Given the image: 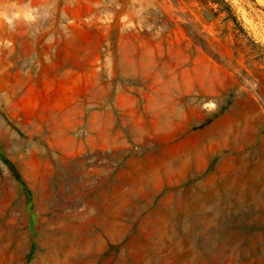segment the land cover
Segmentation results:
<instances>
[{"label": "rangeland", "instance_id": "1", "mask_svg": "<svg viewBox=\"0 0 264 264\" xmlns=\"http://www.w3.org/2000/svg\"><path fill=\"white\" fill-rule=\"evenodd\" d=\"M120 1L115 0L114 14H102L95 0L91 13L80 10L78 53L84 60L59 62L50 61L58 53H34L25 45L26 34L18 37L17 20H27L23 3L17 13L16 0H0V211L9 195L10 187L3 186L7 178L21 201L24 225L19 230L28 237L20 259L0 238V264H65L47 250L62 252L91 233L103 235L102 252L91 263L73 264H147L141 249L147 241L136 227L120 236V225L109 223L106 233L100 221H83L87 203L69 208L58 196L59 201L48 202V212L38 209L37 193L43 198L53 187L59 189L61 178L70 173L65 163L73 161V182L65 187L90 188L93 195L107 191L109 222L117 212L114 203L132 187L129 177L141 178L145 189L157 191L149 203L127 202V212L134 204H146L140 218L181 188L186 193L191 186L195 200L204 196V229L197 224L191 230L177 221L174 239L148 245L155 264H264V215L259 222L250 214L239 219L237 187L224 182L234 166L223 158L232 153L221 136L235 106L236 113L247 112L254 124L249 149L264 146V0H227L231 15L208 0ZM41 17L35 15V26L41 27ZM96 55L103 60L95 61ZM68 67L112 74L56 75ZM213 126L215 134L196 141L198 133ZM7 138L14 141L15 156L3 146ZM188 155L196 175L181 181L180 170H168ZM251 160L250 154V167ZM262 178L264 196V169ZM211 189L229 196L220 214L209 199ZM68 213L80 219L74 229L63 221ZM21 218L8 215L5 221L13 224ZM215 235L221 239L217 248L212 245Z\"/></svg>", "mask_w": 264, "mask_h": 264}, {"label": "bare ground", "instance_id": "2", "mask_svg": "<svg viewBox=\"0 0 264 264\" xmlns=\"http://www.w3.org/2000/svg\"><path fill=\"white\" fill-rule=\"evenodd\" d=\"M235 108L236 107L233 106L230 109V113H233L234 117L231 121H227L228 123L225 125L224 130L221 132L222 138L225 142H228L226 143V145L229 146L228 149L232 153L229 155H224L223 159L229 160L234 166L233 173L224 175V182H234L233 184L237 187L238 211L236 212L239 213V219L242 220V216L250 214L249 217H251L253 221L259 222L263 221L262 216L264 215V196L262 195L263 192L261 190L263 183L262 170L264 169V146L262 147L263 149L261 147L255 150L249 149L254 140V124H252V121H249V116L247 112L240 111L236 113ZM214 127L216 126L210 127L198 133L196 135V141L198 140V142L202 143L206 138V135H209L211 137L213 134H215L216 131H214ZM1 131H3V129H1ZM11 140V138H7L6 141L3 142V146L5 149H8L9 152H12L15 156L16 153L14 154L12 149V144L14 141ZM18 150H20V148H18ZM250 154L253 155V160H251L253 162L252 167H250L249 161ZM233 155L234 157H231ZM183 157L180 158L177 166H171L168 171L178 172L176 170H180V180L189 181L193 173H195L196 171L193 169L191 156L188 155L184 158ZM73 162L65 163V167L67 168V170L69 169L68 171H70V173L67 174L68 171L66 172V174L68 175L66 179L61 178V185L59 183V189L54 190L53 187V189L49 191L48 194L43 198H39L41 194L37 193V207L39 210H42L43 212H48V202L51 200L55 202L58 199H56L55 197L58 196L62 198L67 203V205H69V208L70 205H74L75 203H78L80 201L87 203L88 208H85L83 214L85 220L83 221L86 223V225L95 221H100V223L105 227L104 231L106 233H108V227H111L110 224L120 225V236L125 235L129 229L136 227V230L141 234L142 238L147 241L144 247L141 248L146 253L145 255H147L148 257V260H146L147 264H155L157 261L156 257L150 256L148 252V245L152 243L164 245L166 241H163L162 239H174L173 235L177 227V221L188 223L189 229L191 230L195 229V226L197 224H199L201 228L204 229V225L206 223V215L201 211V207H204V205H200L203 201L204 196L198 197V199L195 200V195H193V190L191 186L188 188L186 187V193H184L183 188H181L180 190H176L168 193V195H165L162 201L159 202L157 209L151 210L145 218H140V216L143 214V212L146 211V204L145 206L140 204H134L133 211L127 212L125 207L128 201L133 202V199H144L147 200L146 203H149L152 199H154V196L157 194V191L153 187L150 189L144 188L143 179L131 177L127 178L126 181L131 182L132 187L128 189L126 193H122V195H120L121 199L118 201L116 200V202L114 203V206L117 207V212L112 215V218H114L113 221L111 220L109 222V218L111 217V209L109 207H104V203L107 202L109 197L107 191L105 193H102V191H100L99 193H96V195H93L94 191L90 188H85L82 191H78V188L75 187L74 189L71 187L74 178L73 169H75L74 166L76 165ZM183 169H185V171H183ZM215 179L216 175L211 177L212 181H215ZM138 180H140L141 182L140 185H133L134 182ZM8 182V179L5 178L3 186L10 187V189L8 191L9 195L6 198V204L3 203L6 205V207L5 209L3 208V211H0V238L5 237L4 239H6V241L9 243L8 247L10 248V251L12 253H17V257L20 259L22 257V253L28 248V237L24 236L23 231L19 230L24 225V218H21L23 214L20 211L21 201L14 196L15 191L13 189V185ZM148 182L149 180H147L146 184L149 185ZM67 183H71L68 188L65 187ZM119 189L120 188H117L115 190L120 193ZM209 197L214 206V210L216 212H219L220 214V212L223 211V209L225 208L226 199L229 198V196L224 197L222 195H215L214 191H212V194L209 195ZM249 203H251L250 206H248ZM167 204H169V207L167 206ZM60 205L63 204L61 203ZM66 206L63 207L65 208ZM60 209L61 208L58 207L57 210ZM156 214H158L157 216L159 217V219L156 218L157 216H154ZM8 215H16L19 217V219L21 218V220L17 223L11 224L8 221H5L6 216ZM60 216V219L64 217L63 215L59 214V217ZM153 216L155 217V219H153ZM63 219L62 220L65 222L68 228L71 229H74L76 227V222L80 220H78L77 216L72 215V213H68V215L65 216V218ZM131 221H133V224H130ZM223 231L224 227L222 226L220 229V234ZM102 237V234L91 233L88 234V236H86L84 240L82 239L83 242H75L71 245V247L67 248V250L62 249V252H60L59 250L50 248L47 250V254L50 255L52 253L55 259L57 260L56 262L63 261L65 264H73L75 262L91 263V261H95L94 257L102 252L100 243ZM183 240H185V238H183L182 241ZM220 242L221 239L217 235L213 236L212 245L214 248L219 247L221 244ZM95 243L97 245V248H94L93 246ZM260 246L261 242L259 241L255 245V248L258 249Z\"/></svg>", "mask_w": 264, "mask_h": 264}, {"label": "crops", "instance_id": "3", "mask_svg": "<svg viewBox=\"0 0 264 264\" xmlns=\"http://www.w3.org/2000/svg\"><path fill=\"white\" fill-rule=\"evenodd\" d=\"M95 1L99 4L98 8L102 14H107V12L114 14L113 6L115 0H110L109 2L104 0ZM92 2L93 0H42V2L40 0H16L18 6L17 13L20 11L19 4L23 3L21 10L25 9L27 14L25 22L17 20L18 37L19 35L23 36L25 33V45L34 53L42 55H47L50 51L58 53L56 55H59V57H50V61H82L84 59L78 53V38L80 35V27L78 25L79 14L80 10L85 13H91ZM119 4H122V2L120 1ZM36 14L42 15L41 27L35 26ZM36 32L37 34L42 33V36H36ZM94 60L102 61L103 57L96 55ZM110 74L112 73L105 74L104 71L98 69L83 70L76 67H68L60 70V73L56 75L66 77H103ZM195 175L196 172L193 173L190 180Z\"/></svg>", "mask_w": 264, "mask_h": 264}, {"label": "trees", "instance_id": "4", "mask_svg": "<svg viewBox=\"0 0 264 264\" xmlns=\"http://www.w3.org/2000/svg\"><path fill=\"white\" fill-rule=\"evenodd\" d=\"M207 3L208 4L209 3L210 4H218L220 10H224V11L228 12L229 15L234 13L232 4L229 1H227V0H208ZM210 10L213 11V8L211 7ZM234 21H235V19H234Z\"/></svg>", "mask_w": 264, "mask_h": 264}]
</instances>
